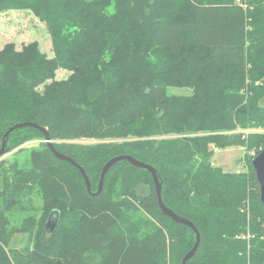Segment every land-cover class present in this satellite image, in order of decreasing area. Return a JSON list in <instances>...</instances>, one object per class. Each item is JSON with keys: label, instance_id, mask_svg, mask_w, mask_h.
<instances>
[{"label": "trees", "instance_id": "16d2710c", "mask_svg": "<svg viewBox=\"0 0 264 264\" xmlns=\"http://www.w3.org/2000/svg\"><path fill=\"white\" fill-rule=\"evenodd\" d=\"M236 1L0 0V13L44 22L54 51L0 46V149L11 126L35 122L91 181L89 191L41 130L11 131L6 154L44 141L28 167L0 159V264H183L197 234L162 211L150 171L120 161L94 194L122 154L153 166L163 203L195 225L186 264H264L252 165L264 132H245L264 130V0ZM81 138L112 141L68 142ZM233 146L246 151L244 172L211 162Z\"/></svg>", "mask_w": 264, "mask_h": 264}, {"label": "rangeland", "instance_id": "374dc122", "mask_svg": "<svg viewBox=\"0 0 264 264\" xmlns=\"http://www.w3.org/2000/svg\"><path fill=\"white\" fill-rule=\"evenodd\" d=\"M238 2V1H236ZM15 42L19 49L22 48L24 44H28L32 41H38L42 51L47 53L49 56L54 55L53 43L51 35L48 31L47 25L35 17L31 12H25L22 10H13L9 12L0 13V46H4L7 42ZM69 72L65 70H60L57 72V79L67 78ZM171 93H190L189 89H176L171 88L169 90ZM260 131L264 132L263 129H252L245 130V132ZM171 137V136H167ZM136 139V138H130ZM44 141V140H43ZM42 139H33L22 145L26 150L15 154L17 150H13L2 158H8L10 161L18 160L21 165L30 166V148L40 147L43 143ZM112 140H97L89 138H81L77 140H71L68 142H78L83 144H95L99 142H110ZM46 143V142H45ZM245 149L243 147H229L225 149H215V153L211 158V162L214 166L223 168L228 172H244L247 170L246 161L244 159ZM35 204L40 205L41 201L34 198ZM249 202L246 204L245 212L250 215ZM253 233L248 230L247 234L242 235L240 238L249 240L253 238ZM50 234H46V242H49ZM21 247V244H17Z\"/></svg>", "mask_w": 264, "mask_h": 264}, {"label": "water", "instance_id": "95a60500", "mask_svg": "<svg viewBox=\"0 0 264 264\" xmlns=\"http://www.w3.org/2000/svg\"><path fill=\"white\" fill-rule=\"evenodd\" d=\"M28 126L29 127H33V128H37V129L41 130L44 133L45 142L48 144V146L51 148L52 152L54 153V155L57 158H59L61 160H67V161H69L71 164H73L75 167H77L79 169V171L81 172V174L83 176V179H84V181H85V183L87 185L88 190L91 191V181H90L85 169L81 165H79L71 157H68V156L60 153L59 151H57L55 146H54V144H53V142L50 140V136H49L48 130L43 128V127H41L39 124H37L35 122H31V121L20 122V123H16L13 126H11L9 128V130H7V132L4 135V139H3V142H2V147L0 149V157L3 156L4 154H6V144H7V139L9 137L10 132L15 130V129H17V128H23V127H28ZM123 160L129 161L135 167L144 168V169H147L148 171H150V173L153 176L156 192H157L158 199H159V205H160V208L162 209V211L166 215L170 216L175 222L183 223V224L188 225L191 228H193V230H195V232L197 234V240H196V243H195L194 247L184 257L183 264H186L187 261L194 256L195 252L198 249V246H199L200 240H201L200 234L197 231L195 225L191 221L187 220L186 218L181 217L180 215L175 213L172 209L168 208L163 203V200H162V183H161V181L159 179L157 170L153 166H151L150 164L145 163L143 161H140L139 159H137V158H135V157H133L131 155L122 154V155L115 156V157L111 158L108 162H106V164L104 165L103 171H102V174H101V181H100L99 190L96 193H94V194H97V193L101 192L102 187H103V183H104V179H105V176H106L107 172L116 163H118L120 161H123ZM252 165H253V167L255 169L258 181L260 183L261 201H262V203L264 205V147L262 148L260 153L255 156V158L252 161ZM49 221H48V224H47L48 226L51 225V223ZM55 225L53 226V229L55 228Z\"/></svg>", "mask_w": 264, "mask_h": 264}, {"label": "clouds", "instance_id": "9594fccd", "mask_svg": "<svg viewBox=\"0 0 264 264\" xmlns=\"http://www.w3.org/2000/svg\"><path fill=\"white\" fill-rule=\"evenodd\" d=\"M108 11H109V12H114L115 9H114V7H110V8L108 9Z\"/></svg>", "mask_w": 264, "mask_h": 264}, {"label": "built area", "instance_id": "2783aa9c", "mask_svg": "<svg viewBox=\"0 0 264 264\" xmlns=\"http://www.w3.org/2000/svg\"><path fill=\"white\" fill-rule=\"evenodd\" d=\"M239 2H241V0H238Z\"/></svg>", "mask_w": 264, "mask_h": 264}]
</instances>
